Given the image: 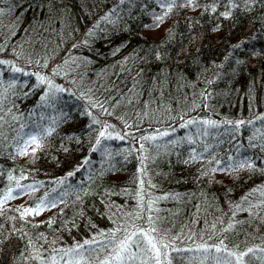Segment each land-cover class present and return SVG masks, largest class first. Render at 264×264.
<instances>
[{
	"label": "trees",
	"instance_id": "1",
	"mask_svg": "<svg viewBox=\"0 0 264 264\" xmlns=\"http://www.w3.org/2000/svg\"><path fill=\"white\" fill-rule=\"evenodd\" d=\"M0 62V264H264V0H0Z\"/></svg>",
	"mask_w": 264,
	"mask_h": 264
},
{
	"label": "snow or ice",
	"instance_id": "2",
	"mask_svg": "<svg viewBox=\"0 0 264 264\" xmlns=\"http://www.w3.org/2000/svg\"><path fill=\"white\" fill-rule=\"evenodd\" d=\"M189 3H191V0H189ZM225 16L229 15V13H225L224 14ZM0 63H7V62H0ZM15 71H20L19 69H15ZM100 136L103 137L104 136V132H101L100 133ZM33 142H35L36 138L33 137ZM97 143H99V140L97 141ZM33 152H35V149H33ZM251 166V165H249ZM71 175V173H70ZM11 195V190H9V196ZM8 198V197H6ZM28 211H31V210H26L25 214H27ZM153 231H155L153 229ZM145 238H147V241H148V244L151 246V250L156 254V260H157V264H160L159 262V255H160V248L157 246L156 243H153V238L149 235V233L147 232H142L141 233ZM133 235H135V233H133ZM131 241H132V238L131 236H129L126 240L124 241H121L120 243V246H119V250L117 251L116 253V259H119V260H122L123 259V256L121 255V253L123 252H126L130 247H131ZM164 247H167V245H165ZM220 248L217 247V251H219ZM253 250L252 249H248V252H252ZM233 255H235L233 253ZM245 255V253H242L241 256Z\"/></svg>",
	"mask_w": 264,
	"mask_h": 264
},
{
	"label": "rangeland",
	"instance_id": "3",
	"mask_svg": "<svg viewBox=\"0 0 264 264\" xmlns=\"http://www.w3.org/2000/svg\"><path fill=\"white\" fill-rule=\"evenodd\" d=\"M20 198V197H19Z\"/></svg>",
	"mask_w": 264,
	"mask_h": 264
}]
</instances>
